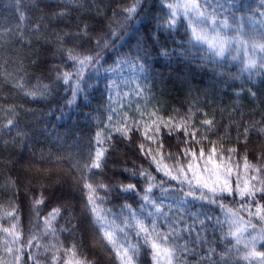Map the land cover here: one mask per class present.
Segmentation results:
<instances>
[{
  "label": "trees",
  "instance_id": "obj_1",
  "mask_svg": "<svg viewBox=\"0 0 264 264\" xmlns=\"http://www.w3.org/2000/svg\"><path fill=\"white\" fill-rule=\"evenodd\" d=\"M168 2L141 0L128 19L124 9L133 0H0V264H68L74 260L121 264L116 250L94 224L84 185L109 186L107 194L104 189L96 193L104 201L101 210L116 214L122 205L131 204L139 215L143 193H124L117 187L129 183L146 187L143 177L133 175L141 169L149 171L158 185L150 194L152 199L177 228L189 229L181 231L178 241L188 251H178L173 264H264L261 256L244 259L227 236L231 212L242 219L246 236L264 233L260 218L264 211L256 213L257 207L264 209L261 192H256L255 202L238 194L222 196L223 207L186 198L181 189L186 192L187 185L155 171L151 157L139 147L143 144L146 150H156L162 142L159 151L170 167L202 164L180 155L181 149H208L212 143L217 149L235 147L238 155L233 156V165L238 167L230 180L264 188L260 183L264 173L244 167L246 156L253 168L264 169V52L252 47L264 44V0H211L207 11L215 10L218 21H227L221 35L234 41L230 54L215 63L202 59L203 52L187 60L163 59L150 43L144 45L148 32L163 23ZM187 31V19L181 16L177 28L171 35L163 32L161 40L175 47L173 41L179 43ZM237 41H244V47ZM244 48L257 62L247 71ZM69 50L80 57H99L85 68L80 80L83 90L75 98L76 80L64 84L56 79L58 73H75L79 68L68 58ZM185 119L198 130L197 139H207L201 144L184 143L185 134L172 125ZM8 120L13 121L11 126ZM205 120L212 125H204ZM125 124L131 130L122 136L115 129ZM101 148L107 149L102 168L89 170L86 165ZM160 181L165 183L160 185ZM35 199L44 201L38 206L39 216ZM54 208L60 213L50 218L52 228L46 230L42 218ZM14 209L20 235L15 242L3 231L10 228L7 213ZM140 218L146 223L150 219L146 214ZM202 220L206 227L200 224ZM158 223L162 231L171 226L163 218ZM128 238L142 245L133 264H155L152 250L141 238L131 231ZM73 244L77 245L75 255L68 251ZM255 247L264 253V240Z\"/></svg>",
  "mask_w": 264,
  "mask_h": 264
},
{
  "label": "snow or ice",
  "instance_id": "obj_2",
  "mask_svg": "<svg viewBox=\"0 0 264 264\" xmlns=\"http://www.w3.org/2000/svg\"><path fill=\"white\" fill-rule=\"evenodd\" d=\"M141 0H133V3L128 8L124 9L127 13V18L131 19L133 14L137 12V8L140 6ZM168 8V13L166 17H162L163 23L156 26V29L148 32L143 43L147 46L151 44L152 51L163 59H171L173 57L189 59L193 57L195 53L203 52L204 60H212L214 63L217 59H223L226 53L230 54L231 46L233 44V39H230L224 35H221V28H227L226 20H217L218 13L214 10L208 12L207 9L212 7L211 0H170L166 4ZM185 17L187 19V31L184 36L181 37L179 43L173 41L175 47H170L167 40H161L163 32H168L171 35V31L177 28V24L180 17ZM163 30V31H162ZM178 34V33H177ZM99 43V42H98ZM237 43L244 47V41H237ZM253 51L258 47L261 52H264V44L253 45ZM245 56L247 57V64L244 70H250L257 66L256 59L254 56L248 55L247 48H244ZM150 54V53H149ZM68 58L74 62V65H79V68L73 72H62L58 73L56 79L61 80L64 84H69L73 79L76 80V84L73 87L72 94L75 98L76 94L83 89L80 88V80L83 78V72L86 67L94 65L98 61V56H84L80 57L75 54L73 50L68 51ZM236 56H232V59H236ZM261 64L264 65V60H261ZM142 67V66H141ZM31 94V93H30ZM72 103V101H69ZM12 120H8L7 124L11 126ZM123 123V121H122ZM171 123V122H169ZM204 125L211 126L212 121L205 120L202 122ZM172 127L181 131L185 134L186 140L184 143H189L190 141H195L196 144H201L207 137H202L197 139L198 130L194 128L193 125L189 124L188 120H182L179 123L173 124ZM193 128V131H188L189 128ZM131 129L125 124L124 127L116 128L115 131L122 136H126L127 132ZM155 131H159V126H156ZM264 131V128L261 129ZM248 129H245V141L247 139ZM99 137V134H98ZM106 139H111L107 137ZM148 139H154L149 136ZM97 143L100 144L102 141L97 139ZM212 143V142H210ZM140 150L146 156H150L152 163L156 165L155 171L163 172L170 180H177L181 184L187 185V191L184 192L181 189L183 195L186 198H191L192 200H200L209 204H216L218 207H223L220 197L229 195L235 196L239 195L242 199L246 197H252L253 202H255L254 197L257 191L262 193V198H264V188H257L256 185L250 184L249 181H245L243 185L239 181L230 182V177L233 174V156L238 155V149L227 148L225 149L221 146L217 149L215 143L208 149L205 147H199L198 149H181L180 155L190 156L193 160L202 161V164H192L188 163L186 167L184 166H172L164 163L165 154L159 150L163 148V143L157 144V149L153 150L151 148L145 149L143 144L140 146ZM107 149H99L95 152V155L91 157L90 163L86 167L91 170L102 168V158L105 155ZM168 158H172L169 154ZM244 167L246 169L252 168L258 173H264V169L253 168V166L247 163V157H244ZM175 169V174H174ZM199 169V171H197ZM133 175H139L143 177L148 183L144 188H137L136 184L129 183L127 185H120L117 190L124 193H134L140 194V207L139 215L137 210L131 204H124L121 206L119 213L113 214L109 209L101 210L99 205L103 204V198L96 195L98 189H104L105 193L108 192V185L99 184L96 187L92 183H85V187L89 190V195L87 197L88 204L91 205L90 211L94 215V224L97 227L98 232L102 234V239L106 240L112 245L113 249L116 250V255L121 259V264H133L137 257L140 247L142 246L137 242H132L128 238V232H134L137 238L143 240V245L149 246L153 253V260L155 264H173L176 259V253L178 251L187 252V245H180L178 241L182 238L181 231L189 229H179L175 223H172L168 219V213H165L159 203H157L151 197L153 188L158 186L155 183V177L147 170L141 169L138 173H133ZM237 175H239L237 173ZM255 180L256 177H251ZM165 181H160L159 184L163 185ZM264 184V179L260 181ZM233 184L235 186H233ZM43 199H35L34 205L35 214L39 216L38 206L43 204ZM242 207H244L242 205ZM231 212V210H229ZM264 209L257 207L256 213L259 214ZM60 209L54 208L49 213L47 217L42 219L45 222L46 230H51L52 226L50 224V218H55L59 215ZM150 218L147 223L145 219H141V215H145ZM7 216L11 218L10 228H3L5 233L13 236V242L20 239L17 229V218L18 211L13 210L7 213ZM233 217L232 223L229 228L227 236L232 237L235 241V246L238 252L244 253V259L249 257L261 256L264 257V253L256 251V243L260 240H264V233L253 236L251 233L245 235L247 228L243 224L242 219L236 212H231ZM163 218L171 226L168 231H162L161 225L158 221ZM264 219V215L260 217ZM119 219L120 224H116L115 220ZM208 221H212V217H207ZM183 222V217L181 221ZM219 223V221H217ZM201 225H205V221H200ZM206 227V225H205ZM232 241L230 240L229 243ZM32 240H27V244L31 245ZM242 246V247H241ZM76 244H73L71 248L68 249L69 252L75 255ZM9 252L12 251L11 248L7 249ZM68 264H81L80 260H74L68 262Z\"/></svg>",
  "mask_w": 264,
  "mask_h": 264
},
{
  "label": "rangeland",
  "instance_id": "obj_3",
  "mask_svg": "<svg viewBox=\"0 0 264 264\" xmlns=\"http://www.w3.org/2000/svg\"><path fill=\"white\" fill-rule=\"evenodd\" d=\"M197 171H199V169H197ZM230 182H232L231 180H230ZM240 183V182H239Z\"/></svg>",
  "mask_w": 264,
  "mask_h": 264
}]
</instances>
